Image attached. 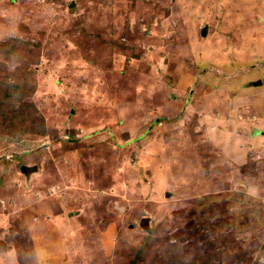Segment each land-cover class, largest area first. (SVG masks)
<instances>
[{
  "label": "rangeland",
  "instance_id": "1",
  "mask_svg": "<svg viewBox=\"0 0 264 264\" xmlns=\"http://www.w3.org/2000/svg\"><path fill=\"white\" fill-rule=\"evenodd\" d=\"M0 264H264V0H0Z\"/></svg>",
  "mask_w": 264,
  "mask_h": 264
},
{
  "label": "water",
  "instance_id": "2",
  "mask_svg": "<svg viewBox=\"0 0 264 264\" xmlns=\"http://www.w3.org/2000/svg\"><path fill=\"white\" fill-rule=\"evenodd\" d=\"M20 170H21V172H23L28 177V176H30V174L32 172L37 171V166L35 164H33V165L22 164L20 166ZM139 224H140V226L142 228L149 229V224H148V218L147 217L141 218Z\"/></svg>",
  "mask_w": 264,
  "mask_h": 264
},
{
  "label": "bare ground",
  "instance_id": "3",
  "mask_svg": "<svg viewBox=\"0 0 264 264\" xmlns=\"http://www.w3.org/2000/svg\"><path fill=\"white\" fill-rule=\"evenodd\" d=\"M177 158V157H176ZM187 159V158H186ZM175 164V163H174ZM189 176V175H188ZM185 183V182H184ZM177 188V187H176ZM184 192V191H183ZM115 204V203H114ZM49 239V238H48ZM102 245V244H101ZM81 257V256H80Z\"/></svg>",
  "mask_w": 264,
  "mask_h": 264
},
{
  "label": "trees",
  "instance_id": "4",
  "mask_svg": "<svg viewBox=\"0 0 264 264\" xmlns=\"http://www.w3.org/2000/svg\"><path fill=\"white\" fill-rule=\"evenodd\" d=\"M7 118V117H6Z\"/></svg>",
  "mask_w": 264,
  "mask_h": 264
}]
</instances>
